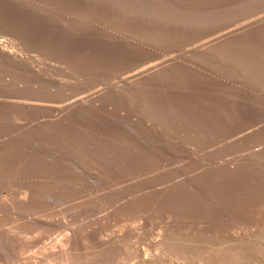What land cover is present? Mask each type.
<instances>
[{"label": "rangeland", "instance_id": "obj_1", "mask_svg": "<svg viewBox=\"0 0 264 264\" xmlns=\"http://www.w3.org/2000/svg\"><path fill=\"white\" fill-rule=\"evenodd\" d=\"M0 50V264H264V0H0Z\"/></svg>", "mask_w": 264, "mask_h": 264}, {"label": "bare ground", "instance_id": "obj_2", "mask_svg": "<svg viewBox=\"0 0 264 264\" xmlns=\"http://www.w3.org/2000/svg\"><path fill=\"white\" fill-rule=\"evenodd\" d=\"M2 45V44H1ZM1 49H3V48H1ZM0 51H2V50H0ZM5 51V50H4ZM7 52V51H6ZM3 53V52H2ZM11 53V52H10ZM3 54H5V53H3ZM8 55V54H7ZM13 57H15V58H17L16 56H14V55H12ZM259 150V149H258ZM253 152H254V150H253ZM252 151H251V154L253 153ZM257 152V151H256ZM255 152V153H256ZM260 152H262V151H260ZM260 152H258L259 154H260ZM258 153H257V155L255 156V157H257V156H259L258 155ZM252 155H255L254 153L252 154ZM261 155V154H260ZM249 155H247V157H248ZM246 157V155H244V156H242V157H239V159H243V161H245V159L247 158ZM253 157V156H252ZM254 158V157H253ZM248 159H249V157H248ZM247 159V160H248ZM66 258V257H65ZM64 259V258H63ZM69 260V259H68ZM67 259H65V261L67 262V263H69V261H68ZM57 262V261H56ZM53 264H56V263H53Z\"/></svg>", "mask_w": 264, "mask_h": 264}]
</instances>
